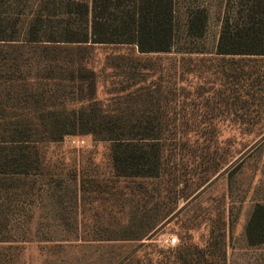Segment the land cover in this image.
Segmentation results:
<instances>
[{
    "label": "rangeland",
    "instance_id": "1",
    "mask_svg": "<svg viewBox=\"0 0 264 264\" xmlns=\"http://www.w3.org/2000/svg\"><path fill=\"white\" fill-rule=\"evenodd\" d=\"M20 1L26 12L39 4ZM235 1L175 0L170 52L109 44L77 52L95 73L96 91L69 86L61 100L71 109L89 98L88 112L115 136H155L163 151L159 178L118 172L117 139L87 133L46 141L44 103L28 95L39 84L34 64L24 63L32 81L24 96L12 94L14 103L6 96L19 86L0 81V122L26 120L43 135L39 165L30 162L28 174L0 173V264H264V243L251 245L246 233L255 207L264 205V56L217 53ZM197 9L206 11L205 30L189 35ZM16 17L7 34L23 39L27 18L11 26ZM38 53L0 48V74L3 56L13 69L14 56L35 62ZM7 129L0 141L21 134Z\"/></svg>",
    "mask_w": 264,
    "mask_h": 264
},
{
    "label": "trees",
    "instance_id": "2",
    "mask_svg": "<svg viewBox=\"0 0 264 264\" xmlns=\"http://www.w3.org/2000/svg\"><path fill=\"white\" fill-rule=\"evenodd\" d=\"M38 1L35 9L33 5L32 10L26 12L29 7L26 2L0 0V48L18 50L29 47L34 52H39L34 58L36 63H32L31 58L25 61L24 57L14 56L11 61L13 69L7 65L8 58L3 56L5 67L1 69V85L19 86L18 92L12 89L7 93L8 103H14L11 97L13 93L20 95L21 91L25 95L28 80H37L39 84L36 95L32 90L28 95H33V98L35 96L44 103L43 111H46V116H39L46 117L45 125L48 124L44 134L46 141L61 140L67 134L87 133L100 139H117L120 142L113 145V161L118 172L127 173V176L159 178L163 151L155 136L131 137L125 136V133L121 137L115 136L114 127L109 123L105 125L98 122V117L89 113V98L80 96L82 103L88 101V104L79 107L72 103L74 106L71 109L64 100L68 97L66 90L69 86L70 90L79 87L81 92L88 87L95 94V73L77 55V52L86 50L89 46L134 45L141 53L170 52L176 37L175 0H93L92 5L82 0ZM12 15L17 17L11 26L23 22L22 17L27 18V26L24 31L21 29L19 36L23 39L7 34L11 28L9 19ZM206 21L205 10L191 11L189 35L202 34ZM21 27H24V23H21ZM217 53L225 56H264V0L235 1L234 7L231 12L228 10L223 21ZM24 63L37 67L32 80L24 76ZM80 69H88L92 74L91 78H82ZM70 73L72 78L67 79L65 76ZM4 105L5 102L0 101V108ZM92 112L96 113V110L93 109ZM4 126L8 129L2 133L16 127L17 130L14 131L21 134L17 138L10 137L13 138L11 140L6 136L1 138L4 142L0 141V144L4 143L5 146L0 145V173L28 174L25 167L30 162L40 163L39 144L43 135L41 132L31 131L32 127L26 120L14 124L0 122V129ZM246 233L251 245L264 243V205L258 204L255 207Z\"/></svg>",
    "mask_w": 264,
    "mask_h": 264
},
{
    "label": "built area",
    "instance_id": "3",
    "mask_svg": "<svg viewBox=\"0 0 264 264\" xmlns=\"http://www.w3.org/2000/svg\"><path fill=\"white\" fill-rule=\"evenodd\" d=\"M176 238H173V239H169V240H166V243H171V244H174V243H176Z\"/></svg>",
    "mask_w": 264,
    "mask_h": 264
},
{
    "label": "crops",
    "instance_id": "4",
    "mask_svg": "<svg viewBox=\"0 0 264 264\" xmlns=\"http://www.w3.org/2000/svg\"><path fill=\"white\" fill-rule=\"evenodd\" d=\"M1 243H3V242H1Z\"/></svg>",
    "mask_w": 264,
    "mask_h": 264
}]
</instances>
